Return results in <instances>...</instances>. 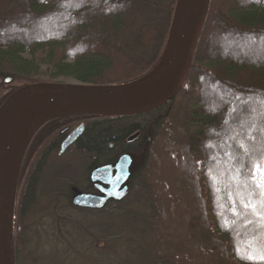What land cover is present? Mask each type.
Wrapping results in <instances>:
<instances>
[{"label":"trees","instance_id":"trees-1","mask_svg":"<svg viewBox=\"0 0 264 264\" xmlns=\"http://www.w3.org/2000/svg\"><path fill=\"white\" fill-rule=\"evenodd\" d=\"M176 3L0 0V105L18 88L55 76L98 86L141 79L164 56ZM41 64L46 79L37 75ZM54 121L83 125L60 155L49 126L35 141ZM31 146L18 175L13 264H24L31 249L38 218L29 216L40 202L57 246L45 264H65L63 257L77 264H264V0L208 1L186 77L165 104L134 115L51 118ZM124 153L140 157L126 195L99 209L75 206L76 191L96 193L90 169ZM158 155L167 174L155 170ZM176 198L189 199L185 209Z\"/></svg>","mask_w":264,"mask_h":264},{"label":"water","instance_id":"water-1","mask_svg":"<svg viewBox=\"0 0 264 264\" xmlns=\"http://www.w3.org/2000/svg\"><path fill=\"white\" fill-rule=\"evenodd\" d=\"M208 1L177 0L164 56L154 70L139 80L120 86L80 82L28 84L6 97L0 105V264H13L11 235L16 176L31 135L44 121L59 114L134 115L172 99L188 72ZM9 81L10 77L4 78L5 83ZM55 108L67 111L49 114ZM82 128L80 124L70 132L60 152L77 138ZM133 160L131 153H124L112 163L94 167L90 181L98 194L78 191L72 203L99 209L107 200L123 198Z\"/></svg>","mask_w":264,"mask_h":264},{"label":"rangeland","instance_id":"rangeland-1","mask_svg":"<svg viewBox=\"0 0 264 264\" xmlns=\"http://www.w3.org/2000/svg\"><path fill=\"white\" fill-rule=\"evenodd\" d=\"M221 44L220 42H217V47H219ZM38 72H37V75L38 77H40L41 79H46L48 76L46 74V66L44 64H41L39 67H38ZM51 82L50 83H63V84H75V83H78L77 81L71 79V78H64V77H51ZM63 114H59V115H56L55 117L53 118H56V117H59ZM53 124L55 125H58L56 123H58V121H54L52 122ZM48 125L46 126H43L42 127V131H41V134L38 135V137L35 139V141H39L42 137V135L45 134V132L48 130ZM32 136V135H31ZM31 138V137H30ZM33 140V137L31 138ZM30 140V139H29ZM32 140L28 141L29 144H28V148L26 149L25 151V161L27 162V159L30 157V155L32 154L33 150H34V147L31 146L32 145ZM25 150V149H24ZM66 158V156H64ZM68 157V156H67ZM23 159V158H22ZM158 162L155 166V170L160 173L161 171H163V169L165 170L166 167H167V161L165 159V157L162 155H158ZM140 161V157H135L134 156V165L138 164ZM23 163H24V160H23ZM22 163V160H20V166L23 164ZM20 169V168H19ZM19 172V171H18ZM18 172H17V176H16V184H15V196L18 192V188L20 187L21 183H22V179L20 178L19 179V176H18ZM167 172V169L165 171V173ZM167 174V173H166ZM188 174L189 173H184V172H178V176L183 178L184 180L185 179H188ZM22 175V174H21ZM262 175V172H258V176H261ZM193 181H191L192 183ZM187 187H182V189H186ZM173 189L175 191V182L173 181ZM184 195V194H183ZM189 194H186V199L188 198ZM15 196H14V203H15ZM184 199V201H180L178 200L177 198L175 199V205H176V208L180 210H183L185 209V206H186V203L189 201ZM42 205L43 203L40 202L38 204H36V206L31 210V214L29 216V218L32 220V219H35L36 217L38 218V225L37 227H34L31 232L34 230V234H29V238H30V247L31 249L27 251V255L24 259V264H45L44 263V259L46 258H49V257H52L53 255H55L57 253V246L55 244L52 243L51 239L49 238L48 236V231L45 230L46 228V225L45 223L43 222V219L40 218V213H41V210H42ZM14 209H15V206H14ZM184 214V213H183ZM183 214H181L182 218L183 217ZM181 216L179 215H176L175 217L178 219V220H181ZM86 220V222H93L92 219L90 218H83ZM30 221L29 219L26 221L28 222ZM11 249H12V245H11ZM62 263H65V264H77V261H73V262H70L68 261V259L66 257H63V259H60Z\"/></svg>","mask_w":264,"mask_h":264},{"label":"flooded vegetation","instance_id":"flooded-vegetation-1","mask_svg":"<svg viewBox=\"0 0 264 264\" xmlns=\"http://www.w3.org/2000/svg\"><path fill=\"white\" fill-rule=\"evenodd\" d=\"M56 124H58V125L50 124V125H49V129H50V130L54 129V131H57V135H58L57 139L59 140V142L57 143V144H58V151H57V154L60 155V154H61L62 152H64V151L66 150V148L70 145V144H69L68 146H66V148H64V150H63L62 152H60L61 145H62L63 141H64V140L66 139V137L70 134V132L72 131V129H69V126H60V125H61L60 122H58V123H56ZM58 126H60V127L58 128ZM92 169H93V168H91L90 171H89V178H90V172H91ZM90 187H91V188L94 187V184H93L92 182H90ZM95 189H96V188H95Z\"/></svg>","mask_w":264,"mask_h":264},{"label":"bare ground","instance_id":"bare-ground-1","mask_svg":"<svg viewBox=\"0 0 264 264\" xmlns=\"http://www.w3.org/2000/svg\"><path fill=\"white\" fill-rule=\"evenodd\" d=\"M67 110L61 109V108H55L52 110L49 114H58V113H63L66 112ZM1 123V122H0Z\"/></svg>","mask_w":264,"mask_h":264}]
</instances>
